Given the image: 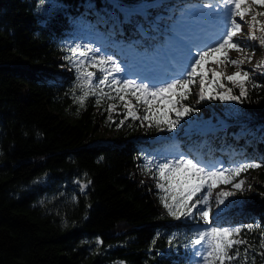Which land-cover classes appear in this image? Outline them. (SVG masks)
Listing matches in <instances>:
<instances>
[{
    "label": "trees",
    "instance_id": "1",
    "mask_svg": "<svg viewBox=\"0 0 264 264\" xmlns=\"http://www.w3.org/2000/svg\"><path fill=\"white\" fill-rule=\"evenodd\" d=\"M151 1L0 0V264H189L199 219L168 214L163 194L141 173L143 158L177 146L207 166L264 164L263 69L251 73L260 87L249 83L240 101L211 98L228 89L239 95L240 86L221 74L205 86L200 106L188 102L210 122L225 120L215 132L187 128L189 114L169 132L124 119L119 101L76 102L77 73L65 59L71 46L155 56L196 0ZM144 2L143 16L115 6ZM110 103L118 105L111 120ZM105 129L113 131L108 138ZM248 171L254 192H236L238 203L212 218L244 229L239 238L248 243L237 246L231 264H264V167Z\"/></svg>",
    "mask_w": 264,
    "mask_h": 264
},
{
    "label": "snow or ice",
    "instance_id": "2",
    "mask_svg": "<svg viewBox=\"0 0 264 264\" xmlns=\"http://www.w3.org/2000/svg\"><path fill=\"white\" fill-rule=\"evenodd\" d=\"M120 7L119 5H115ZM256 7H264V0H217L216 3H202L191 15L196 21L201 17L215 16L219 19L221 31L214 43L199 47L197 37L189 35L186 30H176L170 43V51H181L185 54L186 63L182 71L177 75L167 79L155 80L148 77L132 76L128 74L124 67L118 63L112 55L105 53L101 47L89 46V44H75L71 46L70 55L65 59L73 65L77 73V87L81 94L75 97L76 102L83 107L89 96L95 97V103L101 104L104 99L119 101L125 109L124 119L131 118L132 121L140 120L148 122L149 127L161 129L166 126L171 132L185 115L193 111L191 107L182 103L191 94V88L196 83V78L200 79V90L198 98L200 101L205 99V62L210 57L223 54V59L217 63L236 66L238 71L233 75L227 76V80L232 83H239V95H233L232 89L213 99L240 101L241 97L247 95V85L260 87L251 81V74L242 69L245 60L251 62V57L246 56L241 60H232L228 57V52L235 50L243 52L245 49L234 37L242 31V24L237 22L244 21L246 15H251L249 24L248 38L259 40V44L264 46V24L258 17H264V11H256ZM207 9V12L203 10ZM259 25V29H257ZM257 30L260 36H257ZM194 32L195 29H192ZM193 49H196L193 54ZM175 56L170 57V61ZM96 69L101 73L97 77L96 72L89 69ZM264 69V61L258 63L253 71ZM116 74H122L117 78ZM216 72H212L215 77ZM111 77V79H109ZM243 77L242 80L237 78ZM107 89V91L105 90ZM113 92L115 93L113 95ZM134 101V102H133ZM171 106L170 110L176 113L175 119L161 115L162 106ZM116 103H110L109 120L112 119L111 112L117 108ZM139 106V107H138ZM121 124L124 120L120 121ZM264 167V164L256 162H241L230 168H209L200 160L184 154L177 155L173 159H163L155 163L156 188L163 195L160 201L168 214L175 219L193 218L199 219L207 228L198 230L192 237L191 247L194 255L198 257L197 264H231L239 256L237 246L246 245V240L240 239V234L244 231L241 227L223 226L213 222L212 206L210 201L213 199V191L221 184L231 185L236 191H244V179H237L244 172L250 169ZM145 168L152 172V160H146ZM201 192L205 194L198 199H194ZM235 194L234 191H219L215 197L218 211L214 214L218 220L224 208L228 205L226 200ZM223 205L224 208H219ZM202 206V207H198ZM247 231L251 232L252 226H246ZM199 246V247H197ZM260 247L264 249V238L260 242ZM237 248V251L232 250ZM264 255V252L261 253Z\"/></svg>",
    "mask_w": 264,
    "mask_h": 264
},
{
    "label": "rangeland",
    "instance_id": "3",
    "mask_svg": "<svg viewBox=\"0 0 264 264\" xmlns=\"http://www.w3.org/2000/svg\"><path fill=\"white\" fill-rule=\"evenodd\" d=\"M173 1H182V0H173ZM205 2H213L216 3L217 0H202V2L199 1H195V3L193 4L192 8H187L183 11L182 14H180L178 16V22L173 26V35L174 32L176 30H186L188 32L189 35H194L197 37V44L199 47H205L208 46L212 43L215 42V40L217 39V37L220 34L221 31V25L220 22H215L214 25L211 24V22H209L208 20H206V18L208 16L205 17H201L199 21H196L193 16L191 15L192 12H195L197 10V8ZM182 2H180L181 4ZM259 7H256V11L258 10ZM204 12H207V9L203 10ZM237 22L242 24V31L240 33L237 34L236 37H234V40L239 41L242 46L244 47V51L243 52H237L235 50H231L228 52V57L229 59L232 60H241L244 59L246 56H250L251 57V62H248L247 60H245V63L241 66L243 70L248 71L250 74L255 72L253 71V69L256 68V65L262 61H264V46H261L259 44V40H250L248 38V33H249V24L248 22L251 21V15H246L244 21H240L239 17H236ZM258 20L264 24V19H262V17H258ZM192 29H195V31L193 32ZM257 29H259V25H257ZM257 36H260V32L257 30ZM170 35L167 38V42H168V48L165 50H162L159 55L155 58V59H151V58H139L137 56H131L127 59L124 60H117L114 55H112V53L110 52H105L109 55H112L113 58L122 65V67L125 68L126 72L132 76H139V77H145L147 75H149L148 70L149 69H155V71L157 73H160V75H157L155 77H159L158 80H162V79H167L172 75V69L173 67H180V65L182 64L181 68L183 69L184 64L186 63L185 60V55L183 52L181 51H170V41L172 39V36ZM196 49H193V54L195 53ZM170 53H176L177 55V60L179 62L180 65L177 66H171V64H165V60H169V54ZM223 59V54H217L215 56H212L209 58V60H207L205 62V69H204V76H205V86L207 84H211L210 81L212 80H216L218 79L219 75H225L230 76L233 75L236 71L240 70L238 69L236 66H232V65H225V64H220L217 63L218 61ZM161 62V63H160ZM164 67H163V64ZM61 69L64 70V74H68V71H70V65L69 64H64L60 66ZM90 71H94L96 72L97 77H99L101 75L100 72H98L96 69L90 68ZM264 70V69H263ZM212 72H216L217 75L215 77L212 76ZM117 78H120V76L122 74H116ZM154 75V74H153ZM162 76V77H160ZM154 77V78H155ZM111 79V77L109 78ZM238 81L242 80L243 77H239L237 78ZM237 86H240L239 83H235ZM200 90V79L199 77L196 78V83L195 85L192 86L191 88V96H188L186 99H184L182 101L183 104H185L186 106H189V103H195L196 105H201V101L198 98V93ZM107 91V89H106ZM206 93V90H205ZM115 93L113 92V95ZM134 102V101H133ZM189 102V103H188ZM139 107V106H138ZM167 107V109L170 110L171 106H165ZM194 110V108H193ZM171 111V110H170ZM172 114L176 115V113L174 111H171ZM208 120L204 117V116H199L198 114H196L194 111L190 112L186 123H187V128L189 127H194L195 129H199V130H209L211 128H217L219 124H225L226 122L225 120H222L220 118H217L216 122L211 123V126L209 127H203L204 124H207ZM143 124L147 125L146 122L144 121ZM195 132H197V130H195ZM113 133V131L109 130V129H105V133H104V137L103 138H108L111 134ZM163 146V145H162ZM156 154L155 155H159L160 157L157 158V160L150 157L145 156L143 158V164H141V173L145 179V181L150 184V186L153 189L159 190L156 188V179L154 178L155 176V163L157 161L163 160V159H173L174 157H176L177 155L182 154L180 151H178L177 146H165V148H156L155 149ZM146 160H152V173H148L146 171L145 168V163ZM219 163V162H218ZM236 166V165H235ZM224 166H221L219 164L216 165H211L209 166V168H221ZM234 167V166H233ZM254 172L252 171H248L246 174H241L239 179H244L246 181V183L243 185L244 191H236L232 188L231 185L227 186V185H222L219 186L218 188H215L213 191V199L210 201L211 206H212V217H215V213L218 211V206L215 203L214 197L215 195L221 191V190H225V191H234L235 194L231 197H229L226 200V204L228 205V207L236 205L238 203V198H237V193H244V194H250L254 192ZM163 194V193H162ZM204 192H201L198 194V196H202L204 195ZM198 197V198H199ZM197 198V199H198ZM198 207H202V206H198ZM227 207V208H228ZM219 208H224L223 205L219 206ZM224 208V211L227 209ZM223 211V212H224ZM199 224L201 225L200 227H198L196 229V232L198 230H203L205 228H207L208 226H205V224L199 220ZM199 247V246H197ZM192 257H191V261L189 264H197L198 262V257H196L194 255V249L192 250Z\"/></svg>",
    "mask_w": 264,
    "mask_h": 264
},
{
    "label": "bare ground",
    "instance_id": "4",
    "mask_svg": "<svg viewBox=\"0 0 264 264\" xmlns=\"http://www.w3.org/2000/svg\"><path fill=\"white\" fill-rule=\"evenodd\" d=\"M206 20H208L209 22H212V23L219 21V19L215 16V14H213L212 16H208L206 18Z\"/></svg>",
    "mask_w": 264,
    "mask_h": 264
}]
</instances>
